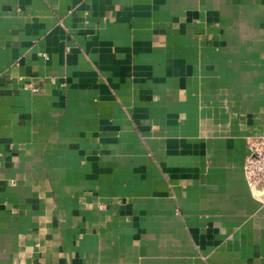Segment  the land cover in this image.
<instances>
[{
	"label": "crops",
	"instance_id": "1",
	"mask_svg": "<svg viewBox=\"0 0 264 264\" xmlns=\"http://www.w3.org/2000/svg\"><path fill=\"white\" fill-rule=\"evenodd\" d=\"M264 0H0V264H264Z\"/></svg>",
	"mask_w": 264,
	"mask_h": 264
},
{
	"label": "built area",
	"instance_id": "2",
	"mask_svg": "<svg viewBox=\"0 0 264 264\" xmlns=\"http://www.w3.org/2000/svg\"><path fill=\"white\" fill-rule=\"evenodd\" d=\"M241 174L248 189L261 187L264 190V132L246 148ZM264 202V195H263Z\"/></svg>",
	"mask_w": 264,
	"mask_h": 264
}]
</instances>
